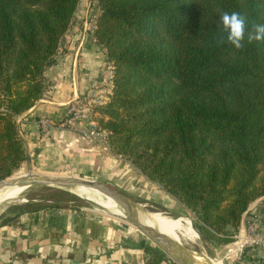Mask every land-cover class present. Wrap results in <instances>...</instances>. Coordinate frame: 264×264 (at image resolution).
Instances as JSON below:
<instances>
[{"label": "trees", "instance_id": "obj_1", "mask_svg": "<svg viewBox=\"0 0 264 264\" xmlns=\"http://www.w3.org/2000/svg\"><path fill=\"white\" fill-rule=\"evenodd\" d=\"M80 1L0 0V179L28 158L18 117L47 90ZM94 1L113 70L95 109L112 152L189 209L203 236L230 238L264 195V41H248L264 0ZM233 12L246 20L239 49L220 24Z\"/></svg>", "mask_w": 264, "mask_h": 264}, {"label": "crops", "instance_id": "obj_2", "mask_svg": "<svg viewBox=\"0 0 264 264\" xmlns=\"http://www.w3.org/2000/svg\"><path fill=\"white\" fill-rule=\"evenodd\" d=\"M73 23L74 19L71 27ZM95 26L96 20L89 30L73 25V39L65 49H60L56 63L45 70L47 90L32 108L19 116L18 124L27 145L26 161L30 166L45 173H72L110 182L123 173L120 155L114 154L109 144L58 125L67 113L68 103L75 97L99 87L112 93L113 83L108 76L112 66L106 71L109 59L104 45L94 37ZM43 116L55 123L50 135H44L37 122ZM255 202L254 212L264 214V195ZM77 207L47 206L1 220L0 264H128L133 261L140 248L125 247L127 237L122 241L113 223ZM145 244L141 242V249ZM244 254V263L264 261V247L248 246Z\"/></svg>", "mask_w": 264, "mask_h": 264}, {"label": "rangeland", "instance_id": "obj_3", "mask_svg": "<svg viewBox=\"0 0 264 264\" xmlns=\"http://www.w3.org/2000/svg\"><path fill=\"white\" fill-rule=\"evenodd\" d=\"M97 18V5L94 0H81L79 8L74 15L73 25L89 30L92 27V23ZM73 25L69 28L67 33L61 40L60 49H65V46L69 40L73 39ZM75 39V38H74ZM111 65L110 61L106 62L105 67L108 71V66ZM112 66V65H111ZM113 79V78H112ZM101 88V87H99ZM97 112V116H98ZM109 144V143H108ZM110 146V145H109ZM120 160L123 164L121 176L113 177L110 182L102 181L93 177H86L98 180L106 183L118 191L122 192L130 198L137 209H142L148 212H162L167 216L177 218L179 216H185L192 221L193 227H195L196 219L189 209H187L182 203H180L175 197L168 193L160 184L147 178L137 167H135L125 156L120 155ZM32 167V166H31ZM37 173H45L42 170L32 167ZM30 164L24 161L19 168L9 177H17L29 173ZM55 175H77L72 173H48ZM25 200L12 201L3 206L0 211V221L6 219L11 215L21 213L23 210H37L41 206H54L57 202L63 203V206H78L83 212L92 213L93 215H99L102 219L109 223H113L120 232V237L127 239L124 242L125 247H133L134 249L140 248L137 255L133 258V261L128 264H177L169 255H167L159 246H157L151 239L143 234L139 229L130 224V218H119L111 214L105 213L99 209H102L98 204L81 198L80 196L72 193L67 187L56 186H43L38 188H32L26 195ZM119 204V203H118ZM252 204V203H251ZM126 212L127 210L119 204ZM99 208V209H96ZM252 222L247 221V225L256 224L258 229H248L247 235L256 234V232L264 233V214H258L257 220L254 218V214L250 213L247 219H251ZM123 223H128L129 227H123ZM243 226V218L239 229L230 234V238H226L224 235H214L207 238L197 230L199 237L195 241L183 240L182 245L191 251H194L197 255H203L210 260L220 261L223 264H248V260L244 263V252L239 247L240 242L236 243L235 235L239 233ZM244 236V235H243ZM228 237V236H227ZM145 244V248L141 249V242ZM123 243V242H122ZM247 249V248H245ZM151 257V258H150ZM188 259V258H187ZM148 260L149 263H148Z\"/></svg>", "mask_w": 264, "mask_h": 264}, {"label": "bare ground", "instance_id": "obj_4", "mask_svg": "<svg viewBox=\"0 0 264 264\" xmlns=\"http://www.w3.org/2000/svg\"><path fill=\"white\" fill-rule=\"evenodd\" d=\"M20 176H17L16 178ZM28 189L29 186L26 185L9 184L0 186V211L3 209V206L9 202L25 200L23 193ZM67 189L83 199L98 204L102 208L99 209L96 207V209L122 219H125L127 217L130 218L129 212H126L118 204L117 201L95 188L85 186H72L67 187ZM137 217L142 224L150 227L158 234L176 243H180L183 240L195 241L199 237L197 230L195 229V227H193L192 221L185 216L173 218L167 216L162 212H148L142 209H137ZM241 238V242L238 241L240 242V245H242V243L247 239L244 231H242L241 233ZM173 255L186 264L184 256L177 253H173ZM197 261L198 262L196 264H223L220 261L215 262L199 254L197 255Z\"/></svg>", "mask_w": 264, "mask_h": 264}, {"label": "built area", "instance_id": "obj_5", "mask_svg": "<svg viewBox=\"0 0 264 264\" xmlns=\"http://www.w3.org/2000/svg\"><path fill=\"white\" fill-rule=\"evenodd\" d=\"M108 76L112 80V68L108 71ZM110 95V91L107 88L101 87L96 88L87 94L75 97L68 103L67 113L65 117L59 121L58 125L64 128L73 129L81 135L92 138L93 140L108 144V131L100 126L97 120V111L95 108L99 105L105 104L109 100ZM37 122L44 135H50L55 127L54 121L46 116L37 119ZM255 201L249 205L248 209L243 214V226L239 233L234 236L238 242L242 240V231L245 232L247 239L242 243V246L239 247L242 252H244L246 250L245 248H248V246L258 245L264 247V233L256 232V234L250 236L247 235L248 229H253V227L255 230L258 229L255 227L256 224L247 225V221L252 222L251 217L250 220L247 219L250 213L254 214L255 220L258 218V213L254 212L257 207V202ZM259 264H264V261Z\"/></svg>", "mask_w": 264, "mask_h": 264}, {"label": "water", "instance_id": "obj_6", "mask_svg": "<svg viewBox=\"0 0 264 264\" xmlns=\"http://www.w3.org/2000/svg\"><path fill=\"white\" fill-rule=\"evenodd\" d=\"M26 185L29 189L23 193L26 195L32 188H38L43 186H56V187H72V186H85L92 187L100 192L112 197L115 201L121 204L130 214V224L139 229L149 239H151L157 246H159L169 257H171L177 264H185L173 253L184 256L186 264H196L197 254L194 251L184 247L182 243H176L171 241L162 235L158 234L155 230L142 224L137 217V208L130 200L128 196L118 191L114 187L100 182L95 179L86 178L78 175H55L46 173H37L30 166L29 173L18 178L6 177L0 179V186L5 185ZM125 227H129L128 223H123ZM232 225L227 226V230L231 231ZM188 258V259H187ZM149 262V261H148Z\"/></svg>", "mask_w": 264, "mask_h": 264}, {"label": "clouds", "instance_id": "obj_7", "mask_svg": "<svg viewBox=\"0 0 264 264\" xmlns=\"http://www.w3.org/2000/svg\"><path fill=\"white\" fill-rule=\"evenodd\" d=\"M220 24L223 30L228 33L227 40L237 49L242 47L244 40L246 20L239 13H223L220 17ZM264 41V24H256L253 32L249 33L248 41Z\"/></svg>", "mask_w": 264, "mask_h": 264}]
</instances>
